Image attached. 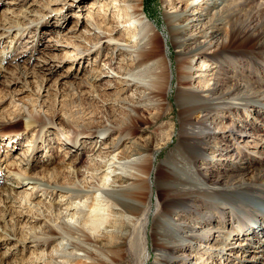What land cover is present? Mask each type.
<instances>
[{
	"label": "rangeland",
	"instance_id": "obj_1",
	"mask_svg": "<svg viewBox=\"0 0 264 264\" xmlns=\"http://www.w3.org/2000/svg\"><path fill=\"white\" fill-rule=\"evenodd\" d=\"M105 1L0 0V50L5 48L0 54V172H2L0 184H2L3 178L9 177L10 170L16 177L21 176L20 180L22 181L26 177H30L31 180H39L46 184L59 183L67 186L71 183L65 178L64 167L79 155L81 158L78 166L82 165L85 157L81 147H74L73 151L66 153L68 150L64 145V143L68 144L66 137L83 131L98 134L99 132L103 133L107 128L118 129L131 125L133 129L129 139L124 137L119 139L115 129L111 133L101 135L105 142L111 140L118 142L119 150L124 152L125 157H129L133 151L139 152L142 148H148L154 156L153 162L148 163L150 182L141 191V198H143L141 200L148 207L146 218L143 213H139L134 217L133 221L135 222L131 223L132 225L124 226L119 221L116 223L112 221L110 224L116 227L119 232H126L129 238L128 245L126 246V243L124 245L121 257L114 258L113 264H154L156 255L153 251V236L151 235L153 213L160 206V200L164 196L163 191L158 188L155 178L158 166L163 163L167 153L178 142L180 129L175 91L181 86L193 88L204 95L206 90L213 85L216 77L224 76V69L221 68L229 65L232 67L230 71L234 72L237 67L238 72L243 73V77L248 76L247 73L250 74L249 78L260 88L255 97L264 101V56L258 52V49L264 47V0H226L228 4L232 5L239 1L252 5L251 10L257 11V16L250 25H256L257 28L251 32H258V38L255 39L251 33L246 42L234 41L232 46L236 50H243L249 56H235L233 57L234 63L224 61L220 66V61L206 55L190 53L188 58H185L186 56L180 53H189L194 47L202 46L203 51L211 54L219 48L221 43L226 45L229 42L230 26L225 16V8L219 10L223 4L208 8L211 14L214 11L219 14L216 21L218 35L217 38H211L209 36L211 30L206 27L216 17L209 14L204 19L205 15L199 14L200 11L201 13L206 12L207 8L205 9V7L215 0H202L199 2L201 7L191 5L190 0H140L144 14L155 26L153 35L157 48L156 54L167 57L161 80L156 83V90L152 93L154 96L150 100L137 102L147 104L148 106L145 108L135 106L116 108L112 103L118 94L125 96L130 91L124 94L121 91L119 93L118 89L114 87L106 88L103 82L95 87L86 84L87 76L98 73L109 60L106 39L102 38L98 42L91 22L93 23L95 20L96 26H99L100 30H109L116 39L123 40L126 36L125 27L127 25L124 20L128 21L129 15L114 7L115 5L122 6L125 0H111L108 6ZM101 6L103 8L99 9ZM87 11L91 13V16ZM180 11H185L186 18L180 16L174 19L169 16L170 13ZM118 12L121 14L119 13L120 15L116 17ZM244 14L245 11L241 10L239 26L247 24L242 21ZM178 26L182 28V31L176 30ZM88 29L91 31L89 32ZM180 41L184 42L182 46H178ZM95 43H98V47L88 51L87 48ZM99 46H102V49L99 50ZM181 55L182 58H180ZM43 60L47 63L44 64ZM167 66L171 71L169 80ZM127 67L130 68L129 62ZM157 71L161 75V67H158ZM183 79L188 80L182 84ZM95 84L97 85V83ZM119 85L115 84L114 86L118 88ZM161 98H164V101H161ZM253 108L254 106H246L238 111L234 109H231L230 112L222 111V118L224 116L220 123L222 126L212 128L215 138L209 139L203 146L206 148L208 157L196 162L202 172L208 173L209 171V169L206 170V167L208 162L213 159V146L219 147L220 150L217 153L224 152L227 143L230 144L231 152H241L246 158L244 160L251 158L249 163H244L250 164V169L254 166L264 169V141L259 142L258 134H255L256 136H235V138L223 136L234 132V125L231 121L238 123L241 118L253 119L255 117ZM26 115L35 117V123L31 128H26L24 125ZM157 115L159 117L156 119ZM38 120H45L48 123L40 126L42 122ZM9 132H18V134L14 138L17 139L13 142L14 147L8 146L9 152H6L4 146L7 145L6 135ZM82 136L79 135V138ZM222 138L224 140L221 142ZM84 139L81 138V142ZM100 140V137H93L86 141L92 145L96 144V148H98ZM136 143L140 144V148L136 147ZM27 147H30L28 151ZM21 156L22 158L29 157V164H26L25 161L15 164L21 159ZM219 157L217 163L220 164V170L229 169L230 160L228 158L224 160L222 154ZM242 165L240 164L241 167ZM19 172L23 176L19 175ZM221 173L220 177L224 182L226 181L225 183H232L239 179V176L226 177L225 175L229 173L227 171ZM252 173L253 170L246 172L245 180H250ZM31 186L16 188L15 203L8 204L10 213L6 215L1 211L4 207L3 196L5 195L2 194L3 191H0V235H3L0 238V264H34L37 257L42 255L46 256L43 264H82V260L73 256V248L69 249L67 254L62 257L52 255L55 247L61 244L59 247L63 248L70 241L63 237L57 238L60 234L50 232V226H54L57 221L58 211L55 212L50 196L44 193L43 188L32 189ZM52 199V201L60 199V195ZM73 200L78 202L80 199ZM91 201L86 196L82 198L84 207L90 205ZM191 207L195 209L194 205ZM39 210H42V214L39 213ZM231 210V206L224 205L222 210L218 208V213L209 216L208 220H200V223L194 222L198 219H194L196 217H192V215L185 219L187 224H182V226L190 224L189 227L194 230L192 231L193 235L198 236L194 245L199 246V241L203 239L200 235L208 232L206 246L200 245V250H197L199 253H213L216 248L215 243L221 239L226 242V247L217 257L206 260L205 257L197 256V253L195 256H188L187 259H190L194 264H204L206 261L210 264H222V261L224 264H250V256L255 254L258 249L255 247V242L249 245L246 241L241 240L242 237L236 239L233 236L238 233L239 229H245L246 222H251L252 214L250 211L238 214L234 210V214L231 215ZM70 212L73 214L72 210ZM78 213L75 214L76 217L81 216L82 212L78 210ZM114 213L119 215L116 209L113 210ZM32 216H38L39 220L33 222L27 219V217L32 219ZM260 216L258 214L255 217L258 219ZM176 217L173 215L174 219ZM213 222L221 224L225 228L224 231L213 228L211 224ZM261 226L259 235L264 229V224ZM228 228L229 230L234 229V231L230 236L223 238V232L225 233ZM11 230L15 234L14 238L8 242L4 241L6 233ZM141 232L145 234L146 245L142 240ZM262 235H264V230ZM118 236L103 234L98 238V241L102 247L115 246L116 243H120L119 240L122 237ZM46 238L51 242L50 244L44 243L45 245L40 246L35 244V241H45ZM262 239L264 242V237ZM133 241L136 242V246L131 243ZM234 242L235 244H233ZM241 243L242 246H237ZM232 246H235L233 250H231ZM188 248L185 243L180 246L176 253L177 257H184ZM235 249H239V251L237 252ZM178 259L175 258L171 264H179ZM39 263L42 264V261ZM97 264L108 263L99 262Z\"/></svg>",
	"mask_w": 264,
	"mask_h": 264
},
{
	"label": "bare ground",
	"instance_id": "obj_2",
	"mask_svg": "<svg viewBox=\"0 0 264 264\" xmlns=\"http://www.w3.org/2000/svg\"><path fill=\"white\" fill-rule=\"evenodd\" d=\"M201 1L190 0L191 5L196 7H201L199 5ZM110 3L111 0L105 1L107 6ZM220 4H223V6L219 10L225 8V16L230 26L229 42L226 45L221 43L219 48L211 54L203 51L202 46L194 47L189 53H180L186 56L185 58H188L190 53L206 55L209 58L220 61V66L221 62L224 61L234 63L233 57L235 56H249L243 50H236L232 44L236 40L241 43L246 42V39L249 38L248 36L251 33L255 39L258 38V32H251L257 26L250 25L251 21L256 19L257 11L254 12L255 10H251L252 5L244 1H239V3L232 5L231 3L228 4L226 0H220V2L215 0L209 6L205 7V9L207 8L206 12L201 13L200 11L199 15H205V19L211 14L208 8L217 7ZM114 7L117 8L116 10H122L120 12L129 15V20H124L127 25H125L126 36H124L123 40L116 39L111 35L109 30H100L99 26H96L95 20L93 23L91 22V25H93L92 29L99 40L98 42L102 38L106 39L105 43L108 48L109 60L100 68L101 70L98 73L94 75L90 74L89 77L87 76L86 84L91 85V87L94 85L95 87L103 82L106 88L114 87L118 89L117 92L119 93L121 91L124 94L130 91L125 96L118 94L112 103L116 108L123 106L145 108L148 106L147 104L137 102L150 100L154 96L152 93L156 90V83L161 80L167 57L165 55L157 56L156 54L157 48L153 35L155 33V26L144 14L140 0H125L122 6L115 5ZM102 8V6L99 7V9ZM241 10L245 11L242 20L247 22L245 26H239L241 16L239 14ZM120 12L117 13L116 17L121 14ZM88 14L91 16L90 12ZM185 14V11H180L170 13L169 16L174 19L180 16L186 18ZM211 15L216 18L212 19L206 28L211 30L209 33L211 38H217L216 21L219 14L214 11ZM176 30L182 31V28L178 26ZM88 31L90 32L91 30L88 29ZM183 43V41L178 42V46H182ZM97 44H92L87 50L96 49L98 47ZM4 49L2 48L0 50V54ZM98 49H102V46H99ZM258 52L264 56V47L258 49ZM182 55L180 58H182ZM181 60L184 61L185 59ZM45 62L47 63V61L43 60L44 64ZM128 62L130 68L127 67ZM158 67L162 69L161 75L157 71ZM231 68L229 65L221 68L224 69V76L216 77L213 85L206 90L204 95L193 88L181 86L175 91V102L179 111L180 129L178 142L167 153L163 163L158 166L155 178L158 188L163 191L164 196L160 200V206L153 213L151 235L153 236V251H155L156 255L154 264H171L175 258H179V264H194L187 257L190 255L195 256L197 253V256L205 257L206 260L219 256L226 247L224 239L214 244L216 248L213 253L204 252L201 254L197 250H200V245L206 246L205 242H207L208 232L200 235L203 239L199 241V246H197L194 245V242H196L198 236L193 235L192 231L194 230L189 227L190 224L184 227L182 224H187L185 219H188L191 215L192 217H196L194 219H198V221L194 222H199L204 219L208 220L209 216L219 212L218 208L222 210L224 205L231 206V215L234 214V210L238 214L248 213V211L251 212V222H246L245 229H239L233 238L236 237V239H239L242 237L241 240L246 241L249 245L255 242V247L258 249L255 254L250 256L249 263L264 264V242L262 239L264 237L262 235L264 229L259 235V231L262 229L261 225L264 224V169L259 166H254L250 169L251 165L244 163H249L251 158L244 160L246 158L241 152H231L232 149L229 143H227L225 151L219 153H217L220 150L219 147L217 146L218 148H216L213 146V159L208 162V166L206 167L207 171L209 169L208 173L202 172L200 166L196 165V162L208 157L206 148L203 146L209 139L215 138L212 128L222 126L220 123H222V119L224 118V116L222 118V111L224 110L226 112H230L231 109L238 111L242 107L254 106L253 112L255 117L253 119L247 120L241 118L238 120V123L236 122L237 124L231 121L234 125V132L223 136H233L235 138V136H256L255 134H258L259 142L262 143L264 141V101L262 102L255 97L257 92L260 91V88L249 78V73L246 74L248 76L243 77V73L241 71L238 72L239 69L237 67H235L237 71L235 70L234 72L230 71ZM167 73L169 80L171 76L169 66H167ZM187 80L183 79L181 83L183 84ZM115 84L120 85L117 88L114 86ZM160 100L164 101V98ZM158 117L159 115L156 116V119ZM38 121L42 122L40 126L48 123L45 120ZM34 123L35 117L26 115L25 127L31 128ZM114 129L118 132L119 139L122 137L129 139L133 128L131 125L126 128H107L103 133L99 132L98 134L83 131L66 137L68 140V144L64 143L68 149L66 153L73 151L72 148L74 147H81L85 157L82 165L78 166L81 158L79 155L64 167L66 170L65 178L71 183L67 186L60 185L59 183L46 184L39 180H31L32 178L30 177H26L22 181L20 180L21 176L16 177L14 172L9 169V177L3 178L2 184H0V191H3L2 194L5 195L3 196L4 207L1 211L5 215L10 213L8 204L13 205L15 203L14 193L19 186L33 185L31 186L32 189L41 187L44 193L50 196L51 205L55 208V212L58 211L57 221H55L54 226H50V232L60 234L57 238L63 237L70 241L63 248L59 247L61 244L55 247L52 255L62 257V255L67 254L69 249L73 248V256L78 260H82V264H97L99 262L113 264L115 262L114 258L121 257L124 245L125 243L126 246L128 245L127 242L129 241L127 240L129 238L126 232H119L116 227L110 225L111 222L114 221L116 223L119 221L124 226L130 225L135 222L133 221L134 217L138 216L139 213H143L146 218L148 207L141 200L143 199L141 198V191L150 182L148 163L153 162L154 156L148 148H142L139 152L133 151L129 157H125L124 152L119 150L118 142L115 140L109 142L102 140V134L111 133ZM17 134L18 132H9L6 135L8 141L7 145L4 146L6 152H9L7 150L8 146L11 148L14 147L13 142L17 140L14 139ZM79 135H83L81 138H85L84 141L81 142ZM93 137H100L101 139L98 148H96V144L92 145V143L86 141ZM223 140L224 138L221 139V142ZM9 142H11L10 145ZM136 147L140 148V144L136 143ZM28 149L30 147H27V151ZM24 154L26 155L25 151ZM220 154H222L224 160L227 158L230 160L228 164L229 169L224 168V170H220V164L218 165L217 163V160L220 159ZM20 158L15 164H20L23 161L29 164V157L22 158L21 156ZM240 164H243L242 167ZM252 170L251 179L245 180L244 175H246V172H252ZM224 171L232 173H228V175H225L226 177L239 176V179L232 183H225L226 181L224 182L223 178L220 177L221 172ZM18 174L22 175L20 172ZM57 195H60V199H54L52 201V198ZM85 196L88 200L91 199L92 201L90 205H85L84 207L82 198ZM76 198L80 200L78 202L74 201L73 199ZM191 205H194L195 209ZM114 209L118 211V216L115 213L113 214ZM71 210L73 214L70 212ZM78 210L82 213L81 216L76 217L77 215L75 216V214H79ZM39 211L42 214V210ZM258 214L261 216L257 219L255 216H258ZM173 215L177 217L174 219ZM38 218V216H32V219L27 217L28 220H32L33 222H37L39 220ZM143 224L144 226L146 225L145 220ZM211 224L216 230L224 231L225 229L221 224L214 222ZM233 231L234 229L229 230L228 228L225 233L223 232V238L230 236ZM103 234H109L110 236L121 235L122 237H120L119 244L116 243V245L114 244L115 246L102 247L98 238L103 236ZM6 235L4 237V241L6 242L12 240L15 236L12 230L11 232H7ZM1 237L3 235H0ZM141 237L145 243L144 232H141ZM44 243L50 244L51 242L48 238L45 241H35V244L39 246L45 245ZM131 243L136 246V242L133 241ZM184 243L189 247L188 252L184 254V257H177L176 253ZM237 246H242V243ZM234 247L232 246L231 250ZM239 249L235 250L238 252ZM243 252L245 253V251ZM45 258V255L38 256L34 264H41L39 263L40 261L43 264ZM222 262L224 264V261ZM204 264L210 263L206 261Z\"/></svg>",
	"mask_w": 264,
	"mask_h": 264
}]
</instances>
